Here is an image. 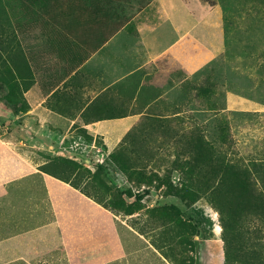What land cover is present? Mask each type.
I'll list each match as a JSON object with an SVG mask.
<instances>
[{"label": "rangeland", "instance_id": "1", "mask_svg": "<svg viewBox=\"0 0 264 264\" xmlns=\"http://www.w3.org/2000/svg\"><path fill=\"white\" fill-rule=\"evenodd\" d=\"M167 1L181 7L171 19L143 17L114 38L169 50L153 63L155 77H147L153 91L143 99H154L147 114L120 145L108 147L79 129L50 140L35 128L33 112L23 117L31 107L25 92L35 99L66 76L67 63L50 46L45 10L2 0L0 50L8 62L6 81L0 75V137L27 154L29 171L57 172L76 194L59 193L57 211L45 188H33L45 222L62 215L51 256L35 264H264L262 214L244 202L231 230L221 211L235 177L264 196V0ZM152 20L162 21V31H137V21ZM166 23L177 33L163 32ZM103 37L92 35L95 42ZM73 41L79 50L83 40ZM17 57L27 68L20 75L11 72ZM26 117L29 129H22ZM228 170L234 175L222 182ZM66 201L77 206L72 221Z\"/></svg>", "mask_w": 264, "mask_h": 264}, {"label": "crops", "instance_id": "2", "mask_svg": "<svg viewBox=\"0 0 264 264\" xmlns=\"http://www.w3.org/2000/svg\"><path fill=\"white\" fill-rule=\"evenodd\" d=\"M62 1L66 6H53L51 13L43 15L51 18L56 14L67 19L66 27L50 24L44 30L54 35L50 46L66 61V76L56 82L52 80L45 90L35 93L33 100V92L26 91L25 99L31 107L23 112V117L33 112L37 116L35 128L41 129L42 135L49 136L50 140L67 138L70 132L79 129L102 138L108 147H117L153 103L152 97L147 101L143 99L153 91L147 77L155 74L153 63L158 59L160 62L169 48L159 44L157 52L153 45L146 44V48L141 49L132 40L114 42V38L127 30L130 22L143 17L171 19L170 12L181 7L171 3L170 9L167 0ZM136 24L139 33L160 32L162 27L157 28L163 25L162 21L153 20ZM165 27L163 32L177 33L171 28L172 23H166ZM60 33L111 36L101 42L91 37L83 39L77 50L72 36L60 43L55 36ZM175 42L177 44V39ZM77 52H81V56ZM20 126L29 129L27 117ZM15 145L12 139L0 137V264H35L44 254L51 256V246L57 241L53 231L60 224L58 216L62 215L55 212L56 218L45 222V210L33 188H45L48 200L57 211L62 210L56 200L59 193L73 199L76 194L69 183L41 168L29 171L27 154L17 150ZM35 176H40L39 183L33 181ZM13 189H21L20 197H12ZM76 207L65 202L64 208L71 212L68 221L76 219Z\"/></svg>", "mask_w": 264, "mask_h": 264}, {"label": "trees", "instance_id": "3", "mask_svg": "<svg viewBox=\"0 0 264 264\" xmlns=\"http://www.w3.org/2000/svg\"><path fill=\"white\" fill-rule=\"evenodd\" d=\"M25 2H27L28 6H30L31 10L33 11H39V13L42 11H46L45 13H49V11H51V8L54 6L55 7H59V5L62 6H66V3H63L62 0H24ZM47 2V3H46ZM45 3V4H44ZM37 8H40L39 10H37ZM63 8V7H62ZM2 0H0V11L2 12ZM51 13V12H50ZM52 18V25L55 26H65L67 25V19H63L60 17H57V15L55 14V17L51 16ZM82 35V38L80 37ZM55 36H57V39L60 43H64L66 42V39L68 36H72V38L76 39V40H86L88 38L91 37L92 35H87V34H71V35H66V34H55ZM103 40L109 38L111 35H103ZM16 59V60H15ZM17 58L13 59L15 64V68L11 69V72L17 75L22 74V72H25V70H27L26 67L20 66V61L17 60ZM12 60V59H11ZM6 62H8L7 60H3V53L0 50V75H1V79L6 81V77L4 76L3 73V68L4 65L6 64ZM25 69V70H24ZM19 99V98H18ZM22 99V98H21ZM23 99L25 100V97H23ZM26 101V100H25ZM42 170H44L45 172H48L56 177H59L61 180L67 181V179H65L64 177L60 176L57 172H51L50 170H46L45 168H42ZM226 175L222 176L220 178V180L226 181L227 178H230L231 173L230 170L225 172ZM234 174L232 173V176ZM229 176V177H228ZM232 179V177H231ZM264 180V179H263ZM252 185L249 184L248 186L246 185L245 180H242V178L240 179L239 177H235L233 185H232V191H226V199L228 200L227 202L221 201L223 202V205H221V211L222 213L227 212V219L229 218L230 223H229V227H231V230L234 229V225H238L239 222V218L238 215L244 210L241 209L240 211L238 210L239 207L243 208L244 202L248 203V209H252L258 212V214H262L261 216L264 218V196H259L258 194H256L255 191L252 190ZM253 198H255V201L253 202ZM251 203L253 205H251ZM250 207V208H249ZM246 210V209H245ZM228 242V239H227ZM229 244V242H228ZM238 246H239V250H245L247 247L246 243L243 240H239L238 241ZM232 250V249H231ZM228 251V258L230 259V255H232L231 251ZM234 255V253H233ZM259 264H262L263 262H258Z\"/></svg>", "mask_w": 264, "mask_h": 264}]
</instances>
